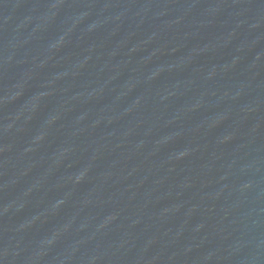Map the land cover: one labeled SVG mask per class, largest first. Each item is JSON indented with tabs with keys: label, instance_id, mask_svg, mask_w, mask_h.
<instances>
[{
	"label": "water",
	"instance_id": "95a60500",
	"mask_svg": "<svg viewBox=\"0 0 264 264\" xmlns=\"http://www.w3.org/2000/svg\"><path fill=\"white\" fill-rule=\"evenodd\" d=\"M0 264H264V0H0Z\"/></svg>",
	"mask_w": 264,
	"mask_h": 264
}]
</instances>
